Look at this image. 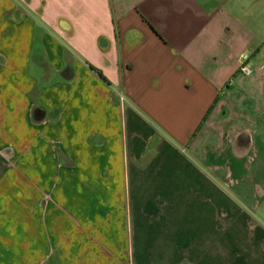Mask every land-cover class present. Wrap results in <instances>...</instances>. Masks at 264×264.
Instances as JSON below:
<instances>
[{"label":"crops","instance_id":"0c3cea01","mask_svg":"<svg viewBox=\"0 0 264 264\" xmlns=\"http://www.w3.org/2000/svg\"><path fill=\"white\" fill-rule=\"evenodd\" d=\"M263 110L264 0H0V264H264Z\"/></svg>","mask_w":264,"mask_h":264},{"label":"rangeland","instance_id":"374dc122","mask_svg":"<svg viewBox=\"0 0 264 264\" xmlns=\"http://www.w3.org/2000/svg\"><path fill=\"white\" fill-rule=\"evenodd\" d=\"M231 15H233L237 19V6L230 12ZM238 50V49H237ZM239 52V50H238ZM251 73L246 75L241 72H237L235 75V79H237V82L239 83L240 80H247V79H254L256 76L255 68L252 64H248ZM253 83V82H252ZM264 116V110L260 111L259 114H257L254 119L257 120L258 123V130L255 134L256 139L255 141L257 144H255V149L257 150L256 154H252L253 162L250 164V161L246 159H242L241 162H237V172L245 171L247 172L248 168L251 166L253 169H256L257 172L264 176V120L262 118ZM60 210L65 214L70 216L66 212L64 208H60Z\"/></svg>","mask_w":264,"mask_h":264},{"label":"built area","instance_id":"2783aa9c","mask_svg":"<svg viewBox=\"0 0 264 264\" xmlns=\"http://www.w3.org/2000/svg\"><path fill=\"white\" fill-rule=\"evenodd\" d=\"M240 59L242 62H244L247 59V56L241 55ZM239 71L246 75L251 73L250 69L245 64H241V66L239 67Z\"/></svg>","mask_w":264,"mask_h":264},{"label":"water","instance_id":"95a60500","mask_svg":"<svg viewBox=\"0 0 264 264\" xmlns=\"http://www.w3.org/2000/svg\"><path fill=\"white\" fill-rule=\"evenodd\" d=\"M110 45H111V44H110ZM110 45H109V47H111ZM158 139H159L158 136H155V138H153V139L150 141V143H149L148 145H152V144H154L155 142L158 141Z\"/></svg>","mask_w":264,"mask_h":264}]
</instances>
